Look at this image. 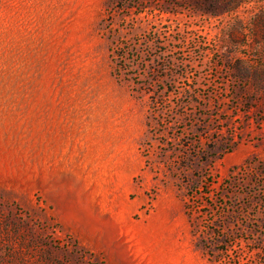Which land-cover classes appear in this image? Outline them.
<instances>
[{"label":"rangeland","instance_id":"obj_1","mask_svg":"<svg viewBox=\"0 0 264 264\" xmlns=\"http://www.w3.org/2000/svg\"><path fill=\"white\" fill-rule=\"evenodd\" d=\"M0 264H264V0H0Z\"/></svg>","mask_w":264,"mask_h":264},{"label":"trees","instance_id":"obj_2","mask_svg":"<svg viewBox=\"0 0 264 264\" xmlns=\"http://www.w3.org/2000/svg\"><path fill=\"white\" fill-rule=\"evenodd\" d=\"M224 1H226V0H224ZM248 1H251V0H248Z\"/></svg>","mask_w":264,"mask_h":264}]
</instances>
